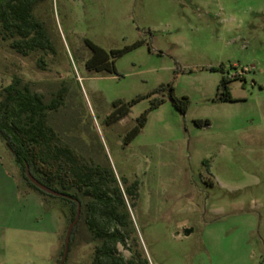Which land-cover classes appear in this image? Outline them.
<instances>
[{
	"label": "rangeland",
	"instance_id": "obj_1",
	"mask_svg": "<svg viewBox=\"0 0 264 264\" xmlns=\"http://www.w3.org/2000/svg\"><path fill=\"white\" fill-rule=\"evenodd\" d=\"M34 14L54 51L23 56L0 30V91L26 85L48 102L66 90L48 122L86 159L111 167L134 230L117 246L124 258L264 264V0H46ZM85 38L107 52L143 43L116 60L117 74H104L85 67ZM222 75L237 77L228 83L232 101L214 100ZM168 82L188 97L186 113L166 99L124 144L149 99L109 123L112 101ZM122 178L137 181L135 199ZM17 184L27 188L0 138V264H57L68 208L48 197L37 209ZM85 201L65 264H89L97 243L84 221Z\"/></svg>",
	"mask_w": 264,
	"mask_h": 264
},
{
	"label": "trees",
	"instance_id": "obj_2",
	"mask_svg": "<svg viewBox=\"0 0 264 264\" xmlns=\"http://www.w3.org/2000/svg\"><path fill=\"white\" fill-rule=\"evenodd\" d=\"M45 1L0 0L2 37L10 40V47L23 56L34 50L52 53L54 51L45 22L34 14V9ZM84 43L91 52L85 60L87 70L117 74L116 60L143 42L137 40L109 52L89 39L85 38ZM209 69L220 71L222 67ZM233 79L237 77L221 76L215 92V101L234 100L228 86ZM65 93L66 90L60 88L50 101L45 102L39 93L31 92L26 85L18 87L17 84H9L3 87L0 91V138L19 167L27 188L42 197L44 203L49 197L67 206V227L74 220L77 204L80 203L79 217L71 229L69 241L76 232L82 215L81 197L86 199L83 206L84 221L92 239L97 241L89 264H146L143 258L125 259L118 251L117 246L119 244L125 246L126 240L131 233L134 234V230L122 189L111 167L95 164L86 159L69 144L61 141L48 122V113L62 105ZM145 98L149 99V106L127 129L123 137L124 144L132 141L144 127L148 113L166 99L182 115L189 106L188 97L176 96L172 82H168L160 84L147 95H138L129 101L122 99L112 101L111 110L106 116L107 121L109 123L119 121L130 112L134 104ZM195 124L202 126L198 120ZM203 124L208 125L209 122L205 121ZM26 170L45 186L68 197L55 196L41 190L26 177ZM122 182L125 184V193L132 200L135 199L138 195L137 181L126 185L127 180L122 178ZM63 246L57 264H65L66 257L61 260Z\"/></svg>",
	"mask_w": 264,
	"mask_h": 264
},
{
	"label": "water",
	"instance_id": "obj_3",
	"mask_svg": "<svg viewBox=\"0 0 264 264\" xmlns=\"http://www.w3.org/2000/svg\"><path fill=\"white\" fill-rule=\"evenodd\" d=\"M26 177L30 180V182H32L35 186H37L38 188H40L41 190L55 195V196H63V197H68L67 195L60 193L58 191L53 190L52 188H49L47 186H45L44 184H42L41 182H39L37 179H35L29 172L28 170H26L25 172ZM79 212H80V203L77 204V211H76V216L74 218V220L68 225L66 233H65V238H64V246H63V252H62V256H61V260L63 261L66 257L67 254V250H68V242H69V235L71 232V229L73 227V225L76 223L78 217H79ZM188 233V232H187Z\"/></svg>",
	"mask_w": 264,
	"mask_h": 264
},
{
	"label": "crops",
	"instance_id": "obj_4",
	"mask_svg": "<svg viewBox=\"0 0 264 264\" xmlns=\"http://www.w3.org/2000/svg\"><path fill=\"white\" fill-rule=\"evenodd\" d=\"M17 189L21 192H23V195L25 196L26 199H29L31 201H33L35 203V206L37 209H39L40 207H42V205L44 206V202L41 200V198L33 191H31L28 188H23L22 186H19V184H17ZM57 229L59 231L61 225L60 224H56ZM4 253L0 254L3 255Z\"/></svg>",
	"mask_w": 264,
	"mask_h": 264
}]
</instances>
